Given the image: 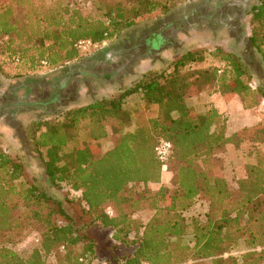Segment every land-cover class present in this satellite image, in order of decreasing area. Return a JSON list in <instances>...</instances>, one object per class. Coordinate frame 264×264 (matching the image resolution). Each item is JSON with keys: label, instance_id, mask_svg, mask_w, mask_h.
I'll return each mask as SVG.
<instances>
[{"label": "trees", "instance_id": "trees-1", "mask_svg": "<svg viewBox=\"0 0 264 264\" xmlns=\"http://www.w3.org/2000/svg\"><path fill=\"white\" fill-rule=\"evenodd\" d=\"M169 1L95 0L91 10L76 1H66L60 8L39 0L0 4V54L29 69L43 66L42 61L54 69L67 63L66 70L55 76L60 78L55 86L46 77L7 85L0 91V118L12 110L25 113L37 108L40 114L58 115L32 121V144L42 153L50 183L56 187L65 183L79 192L83 210L104 236L96 242L81 235L62 203L29 180L25 166L0 145V242H16L28 227L36 228L40 239V247L28 258L1 245L0 264H49L45 257L59 252L63 253L59 264H206L205 260L264 264V156L254 148L255 160L244 165L234 188L221 156L228 145L238 149L244 143H264V121L249 128L247 137L246 128L228 131L226 116L214 106L199 112L189 104L194 95L213 88L225 98L238 95L245 109L259 106L264 90L252 87L232 51L217 46L210 54L220 63L199 66L205 50H185L175 55L169 71L146 73L116 96L61 110L78 98L82 88L91 93L95 82L104 87L117 71L129 74L112 63L122 52L105 58L102 73L85 63H70L82 53L75 43L110 39L121 27L165 13ZM247 15L248 40L264 64V0H257ZM148 41L142 58L153 46ZM134 93L156 115L128 130L135 112L125 100ZM82 130L88 140L79 138ZM113 137L112 146L102 151L100 141ZM161 139L171 143L166 170L171 186L152 190L149 184L160 183L162 176L154 152ZM70 144L74 146L67 149ZM197 200L207 205V211L203 219H193L192 239L185 241L189 226L183 213ZM144 210L152 211L145 223L134 219ZM56 214L66 222L58 221ZM239 241L246 250L237 258L228 253ZM123 247L128 253L121 252Z\"/></svg>", "mask_w": 264, "mask_h": 264}, {"label": "rangeland", "instance_id": "rangeland-1", "mask_svg": "<svg viewBox=\"0 0 264 264\" xmlns=\"http://www.w3.org/2000/svg\"><path fill=\"white\" fill-rule=\"evenodd\" d=\"M5 1L0 0V4ZM39 1L55 8L62 7L61 5L66 1H76L87 8L86 10H91L95 0ZM256 2L257 0H170L169 5L171 7L165 13H152L140 20L138 24L121 27L115 36L90 47L82 52L79 58L72 60L70 63H76V66L78 63H85L88 66H94L93 70L95 72L102 73L105 70V58L114 52H122L118 59L116 57L112 58V63H117L115 66L129 72V74L117 71L114 78L109 80L104 87L97 86L98 83L95 82V90L92 88L93 91L91 93L86 92L82 88L78 98L74 102L63 106L61 110L84 105L92 100L116 96L125 88L135 85L146 73L169 71L175 55L185 52V50L202 48L205 50L204 61L198 63L199 66L218 65L220 63L219 60L210 54L217 46L230 50L238 56L252 87L264 90V64L260 59L259 53L252 48L248 40L250 25L248 24L249 16L247 12ZM214 3H217V6ZM193 11L194 15L192 16ZM203 23H211V27L203 26ZM147 38H149L148 43L150 42L153 46L149 50L148 57L144 58L143 56L142 58L141 55H145L147 51V49H143ZM66 64L56 66V69L42 66L29 69L26 68V65L16 63L12 59H8L6 55L0 54V91L5 90L7 85L18 79L54 76L65 69ZM236 101V105L231 108L233 119H231L229 114L223 113L228 122V131L232 132L235 129L246 128V135L250 137L252 131L249 128L254 127L261 121L263 122L264 115L259 106L247 109L248 112L246 113L248 114L242 115V101L240 99ZM125 104L129 110L135 112L133 123L128 127V130L156 115L155 109L145 108L138 93L128 96ZM189 104L194 110L199 112L204 111L208 106L206 99L199 95L192 98ZM37 111H39L38 108L25 113L12 110L11 115L0 118V145L5 151L18 158L25 166L29 180L34 181L40 189L44 190L54 200L62 203L63 209L81 235L94 239L96 242L100 241L101 237L104 238L102 229L97 226L98 224H93L90 215L83 210L79 192L70 190L69 185L65 183H62L59 187L52 185L45 174L41 159L42 153L36 151L32 144L31 123L35 119H55L58 115L40 114L41 112ZM256 114H260L261 121L254 125L246 126L242 121L239 122L242 117L249 119ZM6 128L9 129L7 130ZM79 138L88 140L84 130L80 132ZM113 140L114 137L109 140H101L100 149L102 151L109 149ZM73 146V144H70L67 149H71ZM254 148L258 149L264 156V143L256 146L244 143L238 149L228 145L221 153L224 159V174L231 187L234 188L236 180L244 175V165L255 160ZM169 177L170 174L162 172L160 183L149 184L150 189L156 190L161 185L171 186ZM206 211L207 205L197 200L190 209L183 213L189 226L185 241L192 239L190 227L193 219H203ZM151 213L152 211L144 210L136 213L133 217L145 223ZM55 218L60 222H66L65 218L59 214H56ZM38 233L36 228L28 227L26 232L16 242H0V246L6 245L22 257L28 258L33 249L40 247ZM132 235L133 233L130 238L133 237ZM245 250L246 246L242 241H239L228 254L239 258ZM128 251L129 249L126 247L121 248L123 253H128ZM228 254H224V257L228 256ZM45 259L49 264H59V259H63V253L50 254ZM205 263L210 264L209 260H205ZM238 264H243V260H239Z\"/></svg>", "mask_w": 264, "mask_h": 264}, {"label": "crops", "instance_id": "crops-1", "mask_svg": "<svg viewBox=\"0 0 264 264\" xmlns=\"http://www.w3.org/2000/svg\"><path fill=\"white\" fill-rule=\"evenodd\" d=\"M208 90H210V91H208ZM196 95H197V97L199 95V96L205 98L208 105L214 106L215 108H217L219 110V112L224 113L226 115L229 114L231 119H233V116H232L233 113L231 111V108H232V106L236 105V102H237L236 100L240 99V97L238 95L225 98L219 91H216L213 88H208L205 91L198 93ZM196 95H194L192 98H194ZM191 99L189 100V102L191 101ZM241 110L243 111L241 113L242 115L248 114V113H246V112H248L247 109L243 108L242 105H241ZM241 121L243 123H245L246 126H251V125H254V124L258 123L259 121H261V116H260V114H256L254 117H251L249 119L242 117L239 119V122H241ZM6 129L8 130L9 128H6Z\"/></svg>", "mask_w": 264, "mask_h": 264}, {"label": "built area", "instance_id": "built-area-1", "mask_svg": "<svg viewBox=\"0 0 264 264\" xmlns=\"http://www.w3.org/2000/svg\"><path fill=\"white\" fill-rule=\"evenodd\" d=\"M92 46H95V44H93L90 39H79L75 43V47L82 52L88 50ZM41 64L43 65L42 67H47V63L45 61H42ZM259 108L264 115V99L260 101ZM170 150H171V143L165 139L159 140L154 147V152L156 154V157L162 164V172H166L167 170V160L170 154ZM108 213L112 214L110 210L108 211Z\"/></svg>", "mask_w": 264, "mask_h": 264}, {"label": "flooded vegetation", "instance_id": "flooded-vegetation-1", "mask_svg": "<svg viewBox=\"0 0 264 264\" xmlns=\"http://www.w3.org/2000/svg\"><path fill=\"white\" fill-rule=\"evenodd\" d=\"M67 66V65H66ZM66 66H65V69H64V71L66 70ZM53 71H55V70H53ZM50 72H52V71H50ZM57 75V74H56ZM56 75H54V76H50V77H46V79H47V81L48 82H50L52 85H56V81L58 82V79H60L59 77H57V78H55V76ZM15 82V81H14ZM13 82V83H14ZM26 84V83H25Z\"/></svg>", "mask_w": 264, "mask_h": 264}]
</instances>
